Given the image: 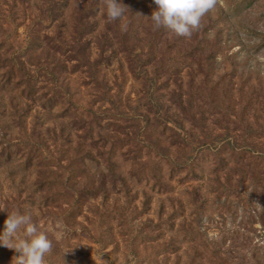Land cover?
<instances>
[{"label":"rangeland","instance_id":"374dc122","mask_svg":"<svg viewBox=\"0 0 264 264\" xmlns=\"http://www.w3.org/2000/svg\"><path fill=\"white\" fill-rule=\"evenodd\" d=\"M118 2L0 0V204L67 226L47 264H264V0Z\"/></svg>","mask_w":264,"mask_h":264},{"label":"clouds","instance_id":"9594fccd","mask_svg":"<svg viewBox=\"0 0 264 264\" xmlns=\"http://www.w3.org/2000/svg\"><path fill=\"white\" fill-rule=\"evenodd\" d=\"M102 3L110 23L123 20L129 10V6L118 0H102ZM154 3L157 7L150 16L154 30L164 28L178 37L191 38L219 0H154ZM121 30H126V26L121 25ZM0 211L8 213L4 230L0 233V245L17 253L13 264H47L46 256L53 250V240L59 242L63 239L67 226L57 220L45 227L33 222L31 213H22L18 209L9 211L4 204H0ZM207 222L205 217L203 223Z\"/></svg>","mask_w":264,"mask_h":264}]
</instances>
